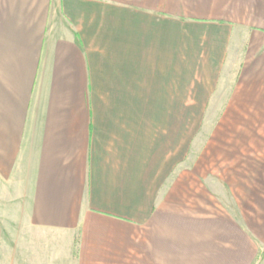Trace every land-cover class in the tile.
<instances>
[{
	"label": "crops",
	"instance_id": "crops-1",
	"mask_svg": "<svg viewBox=\"0 0 264 264\" xmlns=\"http://www.w3.org/2000/svg\"><path fill=\"white\" fill-rule=\"evenodd\" d=\"M188 108L264 157V0H0V264H264Z\"/></svg>",
	"mask_w": 264,
	"mask_h": 264
},
{
	"label": "rangeland",
	"instance_id": "rangeland-1",
	"mask_svg": "<svg viewBox=\"0 0 264 264\" xmlns=\"http://www.w3.org/2000/svg\"><path fill=\"white\" fill-rule=\"evenodd\" d=\"M191 96L193 97L188 95ZM190 105L196 104L188 103V107ZM216 105L225 107L227 103L218 101ZM233 113L222 108L206 110L188 108L187 118L188 135H193L191 151L195 149L216 151L219 159L214 166L232 179L235 201H219L220 207L238 215L243 209L242 201H264V157H258L253 151L244 152L242 142L225 140L228 133L232 134L231 136L241 135L244 130V125L232 124ZM217 138L219 141H215ZM249 154L251 156H248Z\"/></svg>",
	"mask_w": 264,
	"mask_h": 264
}]
</instances>
